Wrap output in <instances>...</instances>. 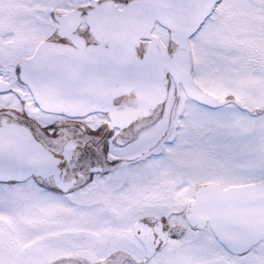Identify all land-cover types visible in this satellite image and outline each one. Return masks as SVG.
<instances>
[{
	"label": "snow or ice",
	"instance_id": "6c2138e0",
	"mask_svg": "<svg viewBox=\"0 0 264 264\" xmlns=\"http://www.w3.org/2000/svg\"><path fill=\"white\" fill-rule=\"evenodd\" d=\"M0 264H264V0H0Z\"/></svg>",
	"mask_w": 264,
	"mask_h": 264
}]
</instances>
